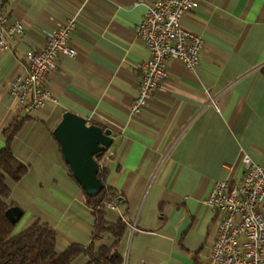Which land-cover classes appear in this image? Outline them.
<instances>
[{
  "label": "crops",
  "instance_id": "1",
  "mask_svg": "<svg viewBox=\"0 0 264 264\" xmlns=\"http://www.w3.org/2000/svg\"><path fill=\"white\" fill-rule=\"evenodd\" d=\"M153 2L3 0L24 33L6 36L0 47V150L21 120L12 147L28 166L10 181L8 213L18 231L36 218L52 225L59 253L90 243L95 221L53 132L65 111L112 130L103 168L122 197L103 210L128 224L119 244L123 264L206 262L216 213L205 199L214 182L241 178L245 154L264 162V0H201L188 11L183 24L204 38L199 64L169 61L162 89L134 113L142 64L151 56L137 26ZM72 16L76 53L60 54L47 80L55 98L39 109L13 98L10 86L25 75L29 50L42 48L47 33Z\"/></svg>",
  "mask_w": 264,
  "mask_h": 264
},
{
  "label": "built area",
  "instance_id": "2",
  "mask_svg": "<svg viewBox=\"0 0 264 264\" xmlns=\"http://www.w3.org/2000/svg\"><path fill=\"white\" fill-rule=\"evenodd\" d=\"M201 0H154L137 26L138 37L151 51L142 64V80L132 105L140 112L162 89L169 76L168 63L179 60L187 67L199 64L204 38L183 24L185 14L200 6ZM76 26L72 16L66 23L47 33L45 45L26 55L25 75L10 86V95L20 102L30 100V107L39 109L55 98L48 77L58 68L60 54L74 56L76 48L70 39ZM24 33L19 21H11L0 0V47L6 36ZM100 168L102 156L97 157ZM244 174L239 179L216 180L205 203L216 213V233L208 259L201 264H264V162L248 154L242 158ZM116 199L105 206H117ZM184 264V263H181Z\"/></svg>",
  "mask_w": 264,
  "mask_h": 264
},
{
  "label": "trees",
  "instance_id": "3",
  "mask_svg": "<svg viewBox=\"0 0 264 264\" xmlns=\"http://www.w3.org/2000/svg\"><path fill=\"white\" fill-rule=\"evenodd\" d=\"M20 124L21 120L13 126L7 144L0 150V264H78L83 256L88 258L85 264H123L124 256L119 244L129 227L122 219L110 220L103 210L106 201L122 197L119 191L106 183L107 168L99 172L105 186L97 195L91 196L84 190L86 202L95 214L94 235L90 243L75 242L59 253L56 251V229L39 218L28 227L17 230L18 222L13 221L8 213V200L12 194L10 181L21 180L28 171L27 164L16 156L12 147L13 135ZM106 236L115 238L112 245L97 246L94 243L95 239Z\"/></svg>",
  "mask_w": 264,
  "mask_h": 264
},
{
  "label": "water",
  "instance_id": "4",
  "mask_svg": "<svg viewBox=\"0 0 264 264\" xmlns=\"http://www.w3.org/2000/svg\"><path fill=\"white\" fill-rule=\"evenodd\" d=\"M53 132L80 185L87 194L97 195L105 186L99 176L97 157L103 156L113 144L112 130L91 123L87 117L68 110L63 113Z\"/></svg>",
  "mask_w": 264,
  "mask_h": 264
}]
</instances>
